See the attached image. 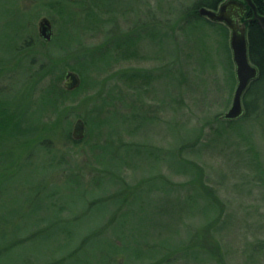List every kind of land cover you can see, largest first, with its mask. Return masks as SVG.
I'll list each match as a JSON object with an SVG mask.
<instances>
[{
	"label": "rangeland",
	"instance_id": "rangeland-1",
	"mask_svg": "<svg viewBox=\"0 0 264 264\" xmlns=\"http://www.w3.org/2000/svg\"><path fill=\"white\" fill-rule=\"evenodd\" d=\"M224 1L0 0V264H264V95L222 118L231 32L190 17Z\"/></svg>",
	"mask_w": 264,
	"mask_h": 264
},
{
	"label": "water",
	"instance_id": "water-1",
	"mask_svg": "<svg viewBox=\"0 0 264 264\" xmlns=\"http://www.w3.org/2000/svg\"><path fill=\"white\" fill-rule=\"evenodd\" d=\"M248 9L251 10L252 16L247 20H242ZM198 13L212 21L222 22L230 29V48L235 63L237 84L232 103L222 118L227 120L239 118L245 112L243 95L251 81L256 79L259 73L257 66L249 58L247 26L249 22L256 20L264 31V14L257 12L252 0H225L216 9L202 6L198 9ZM38 30L42 38L49 40L52 36L51 21L43 17L39 22ZM79 84L80 77L76 72L68 71L65 74L63 85L66 89H74ZM84 134V122L82 119H77L73 126L72 137L78 140L83 138Z\"/></svg>",
	"mask_w": 264,
	"mask_h": 264
},
{
	"label": "trees",
	"instance_id": "trees-1",
	"mask_svg": "<svg viewBox=\"0 0 264 264\" xmlns=\"http://www.w3.org/2000/svg\"><path fill=\"white\" fill-rule=\"evenodd\" d=\"M217 1L219 0H214V2L212 3L203 2V5H206L208 7H215ZM253 2L255 3L257 12L263 13L264 6L262 3V0H253ZM199 4H201V2ZM197 8H198V4L191 8L190 17L200 16L197 11ZM247 34H248V44H249V47H248L249 58L251 62L257 66L259 73H258V77L251 81V83L249 84L243 96H247L250 93L253 94L254 91L255 92L257 91L256 92L257 94L260 93L264 95V31L261 29V27L258 25L256 21H251L249 22L248 27H247ZM245 106L248 107L247 105H244V108ZM163 201L164 200H162V202ZM164 204H168V203L163 202V204H161L163 208L165 207ZM161 205L159 204L155 206L156 210H158L161 207ZM158 212L162 214L163 212L165 213V211H161V210H158Z\"/></svg>",
	"mask_w": 264,
	"mask_h": 264
},
{
	"label": "flooded vegetation",
	"instance_id": "flooded-vegetation-1",
	"mask_svg": "<svg viewBox=\"0 0 264 264\" xmlns=\"http://www.w3.org/2000/svg\"><path fill=\"white\" fill-rule=\"evenodd\" d=\"M243 1V0H242ZM253 1V0H252ZM254 3V2H253ZM262 3H263V0H262ZM254 5H255V3H254ZM217 6H219V5H217ZM216 6V7H217ZM263 6H264V3H263ZM256 7V6H255ZM257 10V9H256ZM259 13V12H258ZM260 14H264V12L263 13H260ZM252 16V12H251V10L250 9H248L247 11H245V13H244V16H243V18H242V20H247V19H249L250 17ZM256 21V20H255ZM257 22V21H256ZM258 23V22H257ZM249 24V23H248ZM259 25V24H258ZM248 27V26H247Z\"/></svg>",
	"mask_w": 264,
	"mask_h": 264
}]
</instances>
